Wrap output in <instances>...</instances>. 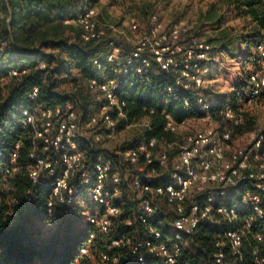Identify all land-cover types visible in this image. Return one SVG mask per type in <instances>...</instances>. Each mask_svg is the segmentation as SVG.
Instances as JSON below:
<instances>
[{"label":"built area","instance_id":"2783aa9c","mask_svg":"<svg viewBox=\"0 0 264 264\" xmlns=\"http://www.w3.org/2000/svg\"><path fill=\"white\" fill-rule=\"evenodd\" d=\"M76 25L84 42L112 38L94 66L103 72L111 67L114 77L89 83L104 103L93 113L79 99L53 107L36 105L13 121L30 134L32 186L50 179L48 208L63 206L90 227L81 256L93 264H119L124 253L138 264H264V130L246 131L244 113L246 106L264 101V39L253 49L252 71L234 92L246 102L241 113L226 107L210 114L215 103L207 94L213 47L191 36L186 22L167 26L155 15L143 27L131 16L128 31H121L85 0ZM7 48L1 44L0 52ZM39 68L45 70L47 64L40 62ZM25 73L14 69L8 77ZM161 73L174 78L176 86L167 92L175 100L178 88L188 91L206 114L179 122L163 112L164 132L180 137L174 141L146 138L155 110L144 108V117L131 119L120 96L122 79L136 78L152 87L151 78ZM39 93V88L32 90V102ZM184 105L189 107V100ZM122 135L142 137L122 152L104 148L106 139ZM21 146L18 141L8 155L5 175L22 171ZM88 152L104 154L93 159ZM31 195L29 190V201ZM205 228L214 232L204 241L210 251L193 263L188 252L191 244L202 250L197 235Z\"/></svg>","mask_w":264,"mask_h":264},{"label":"trees","instance_id":"16d2710c","mask_svg":"<svg viewBox=\"0 0 264 264\" xmlns=\"http://www.w3.org/2000/svg\"><path fill=\"white\" fill-rule=\"evenodd\" d=\"M87 2L94 6L92 0ZM222 4L228 10L234 8L242 19L244 33L241 36L223 34L216 39L218 45L206 40L213 47L208 63L210 82L214 81V55L217 52L230 53L235 44H243L247 48L246 57L251 60L253 49L264 39L262 0H222ZM84 5L85 0H0V45H8L0 52V141L3 142L0 145V264H93L80 254L90 227L79 214L69 213L63 206L48 208L52 189L50 179L41 187L32 186L28 177L32 165L28 156L30 134L20 122L13 121V117L20 116L24 109L36 105L53 107L79 99L83 107L93 113L104 103L102 94L92 90L89 83L94 79L102 82L114 77L111 67L103 72L94 66L95 59L108 51L112 38L107 36L97 42L82 40L76 20ZM190 34L203 38L192 29ZM40 62L47 64L45 70L39 68ZM14 69L26 73L20 78H9V71ZM3 78L6 81L2 82ZM151 79L152 87L142 85L136 78L122 79L120 96L127 102L131 119L144 117V108L155 110L151 117L152 131L144 134L146 138L177 140L179 136L164 132L163 112L179 122L203 118L206 114L199 111L192 93L178 88L175 100L167 92L169 87L176 86L174 78L161 73ZM242 86L237 85L238 89ZM34 88H39L40 92L37 102L29 98ZM211 91L209 88L207 94L215 103L210 114L226 107L239 113L243 110L246 102L235 93L215 97ZM185 100H189V107H185ZM253 126L249 121L247 128L252 130ZM141 137H133L116 152L134 148ZM18 141L22 142L19 160L23 169L19 174L7 176L6 159ZM175 153L173 151L171 155ZM88 154L95 159L104 152ZM29 190H32L30 201L26 198ZM213 233L205 228L197 235L203 246L198 250L191 244L192 251L187 255L191 262L197 263L204 257L203 251H210L204 241L206 234ZM101 243L103 241L99 239L97 245L104 250ZM119 264L138 262L136 257L124 253Z\"/></svg>","mask_w":264,"mask_h":264},{"label":"rangeland","instance_id":"374dc122","mask_svg":"<svg viewBox=\"0 0 264 264\" xmlns=\"http://www.w3.org/2000/svg\"><path fill=\"white\" fill-rule=\"evenodd\" d=\"M92 3L102 20L121 31H128L131 16H136L144 27L156 15L167 26L180 20L186 22L195 34L215 41V45H218L216 39L223 34L241 36L244 33L242 19L234 8L228 10L222 0H92ZM246 50L243 44H235L230 53L214 55V81L208 83L213 90L212 96L232 95L237 85L246 81L252 71ZM245 113L253 122V129L264 130V101L246 106ZM132 138L122 135L106 139L103 146L116 152Z\"/></svg>","mask_w":264,"mask_h":264}]
</instances>
